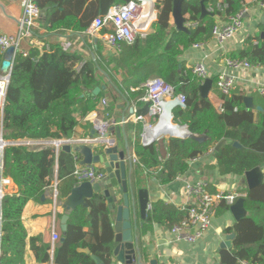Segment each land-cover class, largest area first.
I'll return each instance as SVG.
<instances>
[{"label": "trees", "instance_id": "1", "mask_svg": "<svg viewBox=\"0 0 264 264\" xmlns=\"http://www.w3.org/2000/svg\"><path fill=\"white\" fill-rule=\"evenodd\" d=\"M129 1L36 0L43 10L42 24L49 32L71 29L81 34H85L91 22L105 14L113 4ZM173 1L158 0L159 12L157 20L152 23V31L145 37L138 35L132 44L122 43L108 57L103 55L100 46L93 49L96 59L86 58L62 46L43 51L32 47L27 55L17 54L3 109L4 138L10 141L72 138L76 127L105 99L107 88L98 94L93 91L97 86L105 85L107 78L121 88L117 74H123L124 83L134 86L159 76L173 86L175 96L182 94L186 97L187 106L175 108L174 121L188 125L194 134L206 135V139L170 137L168 143L161 138L148 145L138 141L135 150L144 171L161 185H167L190 171V161L206 156L210 151L216 157L214 168L219 175L244 176L254 167L263 169L264 93L258 89L251 93L262 110L248 108L244 100L248 95L246 90L235 86L230 94H223L217 87L218 76L215 75L214 85L222 95L224 108L219 111L209 97L202 96V79L182 60L195 44L207 43L213 38L212 30L217 23L215 15L228 19L245 8V0H205L207 8L212 10L204 18H201L200 0H186L183 10L189 14L190 32L177 30L171 24ZM260 26L264 29L262 21ZM254 39L258 42L254 43ZM4 53L0 49V59ZM229 57L247 59L254 66H263L264 39L260 35L249 36L245 45L232 51ZM147 110L148 103L139 114L146 115ZM222 139L231 142L216 151L215 146ZM235 141L241 146H235ZM71 153L63 149L57 152L52 145L31 148L11 144L5 147V172L19 190L7 194L3 200L4 235L0 264H26L24 254L28 238L39 262L51 260V244L44 242L41 236H28L22 213L30 199L42 197L53 183L56 170L59 195L60 179L72 176L77 180L74 171L80 156ZM98 170L104 172L102 168ZM75 184L73 180L71 187ZM246 193L248 214L235 225L236 249L220 252L224 264H264V181L252 189L247 187ZM88 203V206L79 205L71 214L64 240L54 252L57 264H98L91 255L80 251L83 248H90L92 254L98 255L106 264L112 262L114 227L107 201L99 197L88 200ZM220 206L222 212L230 207L225 203ZM187 216L188 211L182 207L158 200L152 204L145 222L150 228L157 223L170 229ZM89 222L100 231L95 232L93 242L87 240L84 230Z\"/></svg>", "mask_w": 264, "mask_h": 264}, {"label": "crops", "instance_id": "2", "mask_svg": "<svg viewBox=\"0 0 264 264\" xmlns=\"http://www.w3.org/2000/svg\"><path fill=\"white\" fill-rule=\"evenodd\" d=\"M25 1L26 0H0V33L17 34L19 32ZM244 3L247 8L245 17L246 24L251 31L246 33L245 36L240 35L225 43L223 47H221L214 38L204 43L201 48L192 47L182 58L186 66L191 67L195 62L200 61L204 63L212 72L213 76H215L222 70L223 58L225 56H229L232 51L241 49L249 36H258L261 31H264L260 26L262 16H264V9L261 8L259 0H245ZM186 16L189 17V14L187 13ZM214 18L215 21L220 23L227 20V17H223L222 15H215ZM156 20L157 18L152 21L150 20L148 27H146L145 34L152 31V23ZM170 22L175 26L172 15ZM35 33L36 40L40 42L39 46L35 48L42 51L62 46L66 50L79 52L86 58H96L97 56L93 52V49H98L99 46L101 47L103 55L106 57L113 55L116 51L115 49L106 48L102 40V35L92 36L87 32L81 34L71 29L49 32L42 24V16L38 21ZM86 37L90 45L86 42ZM22 45L23 48H27L28 50L32 48L28 45L26 40L22 41ZM9 55L8 52H5L2 59H0V75L8 71L7 61L11 56ZM116 76L121 84V88L111 84L107 78L105 85L109 91L105 99L108 101V104L103 105L100 103L97 109L90 112L81 125L76 127V131L72 138L76 141L82 138H90L94 126L101 125L106 121H116L117 126H121L122 128L125 127L130 147L134 155V171L135 174L138 175V178H140L142 187L149 189L151 208L152 204L158 200H163L165 203L178 207L186 205L189 201L185 189L187 182L205 181L212 192L217 190L233 191L235 189H247L248 185L245 175H219L218 170L214 168L217 164V160L212 151L206 156L190 161V171L167 185H161L156 178L148 174V171H144L138 161L135 150L136 143L140 141L144 124L141 121H135V112L132 113V109L137 106L140 111L143 106H147V102L144 100L146 92L144 86L145 82L135 86L132 84L128 85L124 83L123 74H117ZM258 81L264 83V65L254 67L252 71L244 73L241 78L238 79L236 88H243L248 95H251L253 90L258 89L256 84ZM208 97L215 107L223 101L222 95L217 87H215V89L214 87L211 88ZM1 111L0 139L2 137L4 138V112L3 110ZM158 121L159 118L156 123H158ZM170 137L174 136L166 133H163L161 136V138L166 139V143L169 142ZM4 139L10 141L9 139ZM118 143L121 149L125 147V140L123 137L119 139ZM71 154L75 156L77 153L72 152ZM161 158L163 159L165 157L161 156ZM80 159H82V157H80ZM80 159L78 163L81 165ZM94 166L97 170L101 169L100 164H95ZM262 170L264 171V168ZM73 180L76 184L79 183L74 177L72 179V176H66L60 179L61 194L56 200L53 193L47 188L43 194L44 197L42 195L40 199H30L26 203L22 213V220L28 231V236H41L44 242L51 244V260L46 263H41L36 259L35 254L31 250L28 238L24 254L26 264H57L54 260V252L56 247L63 242L66 235V232L62 229V218L66 212L63 201L71 193L72 187L74 186L72 185L71 187ZM10 190L11 193H17L19 190L14 181L13 185L10 186ZM220 207H218L215 213L213 226L202 239L192 244L185 241H172L170 229L161 224L155 223L153 227L150 228L148 223L145 222L146 219L140 218V212L138 211L139 245L144 255V264H224L220 252L224 249H236V236L233 239L231 247L226 246L225 248H221L220 245L221 242L225 240L227 234L236 232L235 225L238 221L230 211V207L223 212ZM70 216L67 220V225ZM113 221L114 219L112 223ZM84 230L87 232V240L91 242L96 239L95 232H100L99 229H94L90 222L84 227ZM54 234L58 235L59 238L54 239ZM109 264H111V262ZM240 264H246V262H241Z\"/></svg>", "mask_w": 264, "mask_h": 264}, {"label": "built area", "instance_id": "3", "mask_svg": "<svg viewBox=\"0 0 264 264\" xmlns=\"http://www.w3.org/2000/svg\"><path fill=\"white\" fill-rule=\"evenodd\" d=\"M261 8L264 9V2L259 0ZM209 11L212 9L208 8ZM43 13L42 8L38 5L36 0H26L23 15L20 20V30L17 34H3L0 33V49L7 52L10 48L14 51L11 55V61L14 65L17 54L21 53L27 55L29 50L23 48L22 41L26 40L31 47L39 46L40 42L36 40L35 30L38 21ZM247 8L235 15L230 16L222 23L217 22L212 30L213 38L217 43L223 47L225 43L235 39L240 30L245 25V17ZM144 21V6L139 0H130L125 4H113L105 14L97 16L91 25L86 30L90 35H102L103 43L107 49L118 50L122 43L132 44L137 39L138 35L143 36L146 27L143 25ZM189 26L192 24L188 23ZM248 37V36H247ZM258 40L254 39V43ZM204 43H197L193 47L201 48ZM196 74L202 79V82L208 77L209 69L207 66L197 61L191 66ZM254 66L247 59L232 58L225 56L223 58L222 70L217 74V87L223 94H230L232 89L238 83V79L248 72L252 71ZM11 76L10 71L0 75V110L4 109L8 87L10 84ZM257 88L260 92L264 93V83L258 81ZM146 94L144 100L148 103V110L146 115L139 114V110L134 107L135 121L143 122V131L140 136V141L145 145L158 141L163 134L157 132L156 121L161 113L160 101L162 98L169 99L175 97L174 88L172 85L165 82L159 76L149 78L144 84ZM182 101H186L185 95H179ZM103 105H107L108 101L103 99ZM219 111H223V101L217 105ZM237 110V108L235 109ZM103 122L99 126V134L106 131L107 125H117L116 121H110L107 125ZM91 140L79 139L78 142H87ZM73 138L68 139H55V140H33L24 139L21 141H8L3 137L0 139V259L2 256V238L4 235V214H3V200L7 194H12L10 186L13 185V179L6 174L4 165V150L5 147L11 144L27 145L31 148H44L52 145L56 148L57 152L62 149L65 143L77 142ZM198 158L194 159L197 160ZM192 160V161H194ZM105 173L97 170L93 166H83L77 161L74 171V176L78 182L84 180L96 181L103 178ZM59 179L56 170L53 183L48 187L53 193L55 200L59 196ZM186 195L189 201L182 209L188 211V216L181 223L176 224L170 228L171 240L185 241L189 244L196 243L204 237L207 231L213 226L214 216L218 207L222 204L232 205L239 197H246L247 193L244 189H235L233 191H220L212 192L208 188L205 181L187 182ZM58 235L54 234V239H58ZM247 264V263H246Z\"/></svg>", "mask_w": 264, "mask_h": 264}, {"label": "water", "instance_id": "4", "mask_svg": "<svg viewBox=\"0 0 264 264\" xmlns=\"http://www.w3.org/2000/svg\"><path fill=\"white\" fill-rule=\"evenodd\" d=\"M145 8V16L152 15V19L158 17V0H139ZM186 0H174L172 17L177 30L190 32L188 25L189 17L184 12V2ZM201 3V18L211 12L208 10L205 0H200ZM264 23V16H262ZM147 34H143L145 37ZM260 37L264 39V31H261ZM14 49L10 48L7 52L12 55ZM9 55V56H10ZM94 59H96L94 57ZM10 76L13 69L11 56L7 61ZM214 78L209 70L208 77L200 85L202 96L208 97V94L213 87ZM106 85L97 86L93 94H98ZM245 105L251 109L262 110L263 108L254 102L252 95H246ZM161 113L159 121L156 125L157 132L160 134L166 133L174 137L180 138H196L200 141L206 139V135L194 134L190 131L188 125L174 121V110L177 107L185 108V101H182L179 95L173 98L160 101ZM134 109H132V113ZM110 121H106L108 124ZM106 124V125H107ZM100 127L95 125L91 131V137L87 142L65 143L62 146L63 150L75 152L82 157L80 163L83 166H93L100 164L104 170V177L96 180H84L73 186L71 193L63 201V206L66 209L62 218V229L67 231V220L70 214L80 205L88 206V200L103 197L106 199L108 207L111 211L112 225L114 227L115 236L112 247V262L111 264H144V255L140 247L139 240V217L137 212H140V218L146 219L148 211L151 209L149 189L142 187V183L138 175L134 171V155L130 147L129 139L125 127L107 125L106 131L99 134ZM115 132V133H114ZM115 134V135H114ZM125 140L123 149L119 146V139ZM230 139L220 140L215 150L218 151L224 144L230 143ZM235 146L240 147L238 141L234 142ZM246 183L249 189L260 185L264 181V171L260 166L254 167L245 173ZM44 197V195H43ZM246 197H239L235 203L230 206V211L235 219L239 222L243 217L247 216L248 210L245 207ZM236 232L226 235L225 240L221 242V248L226 246L231 247ZM235 247V246H234ZM91 254L90 248L80 249ZM92 258L98 264H106L96 255L91 254ZM154 262V261H153Z\"/></svg>", "mask_w": 264, "mask_h": 264}, {"label": "rangeland", "instance_id": "5", "mask_svg": "<svg viewBox=\"0 0 264 264\" xmlns=\"http://www.w3.org/2000/svg\"><path fill=\"white\" fill-rule=\"evenodd\" d=\"M250 31H251V29L248 28V26H247V24H246V20H245V25H244V27L240 30V32H239V34L237 35V37L240 36V35L245 36L246 33L250 32ZM258 36H259V34H258ZM246 40H247V39H246ZM214 89H215V85H214Z\"/></svg>", "mask_w": 264, "mask_h": 264}, {"label": "bare ground", "instance_id": "6", "mask_svg": "<svg viewBox=\"0 0 264 264\" xmlns=\"http://www.w3.org/2000/svg\"><path fill=\"white\" fill-rule=\"evenodd\" d=\"M151 19H152L151 14L145 16V8H144V21H143L144 28L148 27V23L150 22Z\"/></svg>", "mask_w": 264, "mask_h": 264}]
</instances>
